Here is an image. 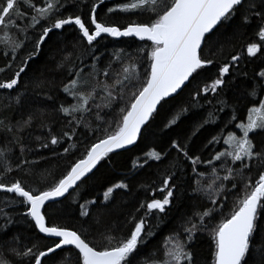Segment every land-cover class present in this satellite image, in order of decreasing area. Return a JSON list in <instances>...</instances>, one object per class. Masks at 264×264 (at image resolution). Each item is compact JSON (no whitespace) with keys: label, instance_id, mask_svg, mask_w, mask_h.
<instances>
[{"label":"snow or ice","instance_id":"obj_1","mask_svg":"<svg viewBox=\"0 0 264 264\" xmlns=\"http://www.w3.org/2000/svg\"><path fill=\"white\" fill-rule=\"evenodd\" d=\"M75 2L0 0V44L4 48L2 55L8 58L0 73L11 69L12 62L20 56L11 78L0 80V90H5V97L11 101L0 106V133L5 135L4 146L0 147V193L4 194L0 199V264H49V260L52 264H198L195 242L198 233L205 232L214 241L212 264H264V70L255 74L254 87L246 91L253 105L247 109L246 122L236 123L238 109L235 102L226 98L227 90L235 78L247 76V72L240 67L244 58L241 54L224 57L226 46L249 28L253 29L256 42L247 43L242 52L246 51V57L264 55V0H128L107 11L137 12L147 14L148 19L123 27L97 19V8L104 0L91 5L87 25L79 14L65 15L64 10ZM76 6L80 8V4ZM228 28L232 31H226ZM57 30L61 35L69 30L76 32L75 38L60 50L56 65L65 69L61 91L71 101L58 102L51 94L37 91L25 110L26 97L20 93L25 86L22 74L31 70L30 63L36 62L50 34H57ZM30 34L34 37L31 41ZM105 36L138 38L150 41L151 47L142 50L146 53L143 57L141 51L120 49L102 62L104 52L97 54V49ZM29 42L32 49L21 55ZM216 56L224 58L218 62L213 58ZM139 58L148 62L143 74ZM213 66L216 76L211 83L199 87L197 78ZM193 83L197 87L192 103L179 109L167 124L169 128L191 112L194 136L206 125L216 124L225 108L232 110L221 130L208 142L223 149L213 151L210 158L193 151L188 137L183 141L172 139L169 152L152 149L146 153L145 164L149 160L171 159V152L186 161L194 182L191 192L198 200L192 213L182 218L180 230L163 241L161 256L144 254L142 248L155 235V226L148 223V218L162 219L157 214L166 216L174 206L180 179L175 171L162 179L163 187L158 191L164 193L163 198L157 199L153 193L150 201L136 209L139 218L129 214L132 228L127 235L104 234L103 243L98 244L88 239L83 226L78 231L51 222L59 211L56 205L63 203L61 198L70 196L76 200L79 188L95 175L93 170L111 154H119V150L135 145L142 135L150 134L159 109L177 101ZM34 86L43 90L51 82L37 77ZM49 101L54 112L60 114L59 121L50 119L51 112L44 106ZM121 102L123 106L114 108ZM205 105L209 106L206 116L195 111ZM13 106L18 109L15 120L3 114ZM105 109L108 111L101 115ZM230 123L239 135L236 131L224 132ZM53 125L59 130H54ZM33 129L41 130V135H33ZM81 143L83 153H79ZM61 147L64 156L80 154L81 158L70 162L64 173L56 177L39 149L56 156ZM16 148L19 156L13 159ZM26 152L39 159H29ZM137 166L143 167L134 165ZM21 170L24 176L33 177L38 185L46 187L26 186L21 179L5 182L6 176ZM128 187L123 181L108 187L100 204L85 201L79 205L78 214L85 218V224L89 219L99 224L112 194ZM21 219L46 238H55L54 243L45 250L36 243L9 247L18 243L16 236L9 239V233ZM57 250L67 254L57 256ZM71 251L76 252L75 261Z\"/></svg>","mask_w":264,"mask_h":264},{"label":"trees","instance_id":"obj_2","mask_svg":"<svg viewBox=\"0 0 264 264\" xmlns=\"http://www.w3.org/2000/svg\"><path fill=\"white\" fill-rule=\"evenodd\" d=\"M124 2H128V0H104V3L97 8V19L106 24H115L121 27L132 22H144L148 19L147 14L137 12L124 13L118 10L109 13L107 11L109 7H116ZM96 3H99V0H76L75 3L69 4L68 8L64 10L65 15L79 14L85 20L87 25L91 14V5ZM77 4H80V8H77ZM236 23H239V20H237ZM38 29L39 26L37 27V31ZM226 31L231 32L232 28H228ZM58 33L59 30H57V34H50V39L46 42V45L42 47L40 55L36 58V62L30 63L31 70L28 71L27 75L22 74V82L25 86L20 88V93L26 97L25 110H28V106L31 102L30 98L35 95L37 91L51 94L54 100L58 102H65L66 99L71 101V98H66L65 94L61 91L65 69L57 68L56 65L60 59V50L64 48L66 42L72 41L75 38L76 32L69 30L62 35ZM0 35H2V33H0ZM32 39H34V37L30 34L29 41ZM249 42H256L252 28L243 31L241 35H238L231 44L226 46L224 52V57L231 54H241L244 58L241 61L240 67L244 72H247V76H239V78H235L227 90L226 98L230 102H235L238 109L236 123L241 121L246 122L247 109L253 106L246 95V91H250L254 87L255 81L253 77L255 74L260 70H264V55L258 53L257 57H246V51L242 52V49H246V45ZM150 47V41H140L139 39L131 37L113 38L105 36V38L100 40L97 54H99V51L101 50L104 52V56L101 57L102 62L105 61L107 56L112 52L119 51L120 49L132 53L141 51L143 57L146 53L142 50H150ZM31 49L32 44L29 42L26 44V49L21 55H26L27 51H30ZM3 50V45L0 44V67L8 62V58L2 55ZM224 57L216 56L213 58L220 62ZM139 60L140 72L143 74L144 69L148 66V62L143 58H139ZM19 61L20 56L17 57L15 62H12L13 67L11 69H8L4 73H0V80L11 78L15 70L18 69ZM37 69H39L40 72H37ZM116 70L117 68L114 66L113 71ZM85 71L87 72V69ZM215 76L216 69L214 66L203 70L202 74L197 78L199 81V87L202 88L205 83H211V80ZM37 77L50 81L51 86L43 90L35 89L34 81ZM101 79H103V77H101ZM109 83H111V81H109ZM196 87L197 85L195 83L191 84L184 90V94L179 97L177 101H172L162 109H159L158 114L155 115L154 121L152 122L150 134L142 135L141 139L138 140L134 146L119 151V154H111L106 162L102 161L101 165H98L97 169L94 170L95 175L92 179L87 180L86 184L79 188L76 200L69 196L62 199V204L56 205V208L59 209V211L52 216L51 222L78 231L81 230L83 226L88 233V239L95 240L98 244L103 243L104 234L127 235L132 228V225L128 223L129 214L136 215L137 218H139L140 213H138L136 209L141 203L150 201V199L153 198V193H155V198H163L164 193L158 191L160 187H163L162 179L166 173L175 171L177 175L180 176V179L177 181L179 189L176 193L174 206L168 211L166 216L163 214H157V217H163L162 219L156 217L148 218V223L155 226L153 228L155 235L149 237L142 248L144 254L154 253L156 256H161L163 254V241L167 236L180 230L179 226L182 223V218L192 213L198 200L193 198L191 192V186H194V182L191 180L190 167L186 161H182V158H178L174 152H171V159L166 157L164 162L149 160L148 163L145 164L146 153L152 149L169 152V142L172 139L183 141L185 137H188L191 140L193 151L201 154L202 158H210L212 152L216 149L223 150L220 145L213 146L208 142L214 134L221 130L224 121L228 118L232 110L231 107L225 108L223 112L219 113L220 119L216 124L210 126L206 125L194 136L191 135V129L193 128V116L191 115V112L186 117H182L178 125L169 128L167 124L179 109L182 106L188 107L192 103V96L194 95ZM134 90L135 89H131L129 91ZM4 91L5 90H0V106L6 102H11L10 97H5ZM127 98L126 94L125 99ZM209 99H213V97L210 95ZM200 103H203V101H200ZM213 103L215 104L214 99ZM44 106L51 112V120H60V114L54 112L51 101L46 102ZM119 106H123V102L118 106H114V108H118ZM208 109L209 106L205 105L204 108L197 107L195 111L202 116H206ZM107 111L108 110L105 109L101 115H104ZM3 114L8 115L15 120L18 118V109L13 106ZM53 127L54 130H59L56 125H53ZM223 130L225 133L228 131H236L238 135L240 134L239 130L231 123ZM33 135H41V130L33 129ZM27 139L26 135L25 140ZM4 140L5 135L0 133V147L4 146ZM39 151L43 152L48 158V163L55 170L56 177H59L64 173L70 162L81 158L80 154L64 156L62 153V147L57 149L58 154L56 156H53L47 149H39ZM83 151L84 144L81 143L79 145V153H83ZM25 155L28 156L29 159H39V157H33L27 152ZM12 156L13 159L19 156L18 148L14 150ZM41 164H44L43 160H41ZM174 164L176 165L175 168L173 167ZM134 165H143V167H134ZM201 170H203V168ZM14 179H21L26 186L33 188L37 186L46 187L44 184L38 185L35 178L24 176L22 170L6 176L5 182L10 183ZM121 181L127 183L129 187L124 190L117 189L112 194L109 206L101 222L99 224H94L93 221L89 219L87 224H85V218L78 214L79 205L85 204V201L92 200H95L97 204H100L103 199V193L107 188L112 187ZM3 198L4 194L0 193V199ZM228 204H231V198L229 199ZM20 211H23V209L21 208ZM50 215H52L51 212ZM0 219H2V217H0ZM12 236L17 237L18 243L15 245H9V247L18 245L31 246L33 243H36L39 245L40 250H45L46 246L54 243L53 238H46L39 233L37 229L32 227L30 223L23 219L12 227L11 232L9 233V239ZM195 249L198 264H212L214 241H212L211 236L207 232L202 234L198 233V239L195 242ZM0 250H2V248H0ZM6 254L9 256L11 255L10 252ZM66 254L65 250H57L56 255L63 257ZM71 257L73 261H75V251H71ZM49 264H52L51 260H49Z\"/></svg>","mask_w":264,"mask_h":264},{"label":"water","instance_id":"obj_3","mask_svg":"<svg viewBox=\"0 0 264 264\" xmlns=\"http://www.w3.org/2000/svg\"><path fill=\"white\" fill-rule=\"evenodd\" d=\"M136 39H138V38H136ZM133 146H134V145H133ZM130 147H132V146H130ZM130 147H129V148H130ZM119 151H121V150H119ZM97 167H98V166H97ZM94 170H95V169H94ZM94 170H93V171H94ZM89 175H90V174H89ZM61 199H63V198H61ZM42 235L45 236L44 234H42ZM53 239H55V238H53Z\"/></svg>","mask_w":264,"mask_h":264}]
</instances>
